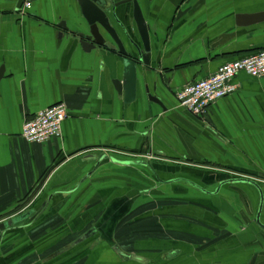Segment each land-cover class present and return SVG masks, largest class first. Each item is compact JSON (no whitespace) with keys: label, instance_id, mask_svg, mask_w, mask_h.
Segmentation results:
<instances>
[{"label":"crops","instance_id":"obj_1","mask_svg":"<svg viewBox=\"0 0 264 264\" xmlns=\"http://www.w3.org/2000/svg\"><path fill=\"white\" fill-rule=\"evenodd\" d=\"M137 1L150 66L129 97L126 58L108 34L84 45L77 0L26 15L0 0V223L35 211L3 234L0 264H264L261 195L227 183L260 186L264 224V77L239 74L201 120L175 95L264 50V0ZM117 13L126 50L143 49L133 5ZM59 104L61 139L27 143L25 121Z\"/></svg>","mask_w":264,"mask_h":264},{"label":"built area","instance_id":"obj_2","mask_svg":"<svg viewBox=\"0 0 264 264\" xmlns=\"http://www.w3.org/2000/svg\"><path fill=\"white\" fill-rule=\"evenodd\" d=\"M39 1L24 0L22 13L26 15ZM241 73L262 79L264 77V50L225 64L213 76L182 87L175 94L179 106L193 117L204 119L211 106L239 90V86L234 81ZM68 115L69 111L65 104L39 112L34 118L25 121L23 139L33 145H48L52 141L61 139L63 124Z\"/></svg>","mask_w":264,"mask_h":264},{"label":"water","instance_id":"obj_3","mask_svg":"<svg viewBox=\"0 0 264 264\" xmlns=\"http://www.w3.org/2000/svg\"><path fill=\"white\" fill-rule=\"evenodd\" d=\"M83 14L89 25V35H82L81 38L84 40V45L88 48L94 49L96 46H106L107 39L105 34H108L112 41L116 44L119 52L126 59L124 61V83L125 89L127 91V96H131L136 90L137 79H138V66L143 65L145 67L150 66V56L151 52L149 28L145 21V18L140 9L137 0H77ZM133 5V19L138 28L141 43L143 44V49L134 41H130V52L126 50L123 41L117 36L114 28L111 25V17L115 18L122 27L123 24L120 22L118 16V9L123 7H129ZM128 13V10H125ZM257 20L264 21V14L255 17ZM127 33V32H126ZM128 35V34H127ZM118 89L120 91V85L118 84ZM152 101L161 105L158 98H152ZM125 165H131L130 163H125ZM227 183H246L259 191L261 195V206L260 211L257 215V225H259L264 230V224L261 222V212L263 206V192L257 183L250 180H233ZM219 191V190H217ZM35 215V211H30L17 218L3 222L0 224V239L3 238V234L14 226H17L25 221L31 219Z\"/></svg>","mask_w":264,"mask_h":264},{"label":"flooded vegetation","instance_id":"obj_4","mask_svg":"<svg viewBox=\"0 0 264 264\" xmlns=\"http://www.w3.org/2000/svg\"><path fill=\"white\" fill-rule=\"evenodd\" d=\"M16 213V212H15ZM15 213H13L12 215H14V217H11L10 219H8V220H6V221H9V220H12V219H14V218H17V217H19V216H21V215H23V214H16V216H15ZM6 221H4V222H6ZM3 223V222H2ZM1 224V223H0ZM19 225H17V226H14L12 229H10V230H8L7 232H6V234L8 233V232H10V231H12V232H17L18 231V229H17V227H18ZM1 240V239H0Z\"/></svg>","mask_w":264,"mask_h":264}]
</instances>
